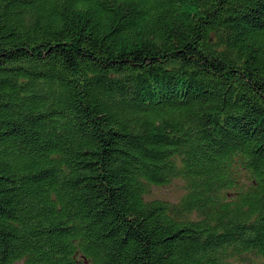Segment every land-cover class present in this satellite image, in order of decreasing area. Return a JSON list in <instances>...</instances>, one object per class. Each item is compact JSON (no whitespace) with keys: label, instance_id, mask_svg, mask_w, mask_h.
<instances>
[{"label":"trees","instance_id":"obj_1","mask_svg":"<svg viewBox=\"0 0 264 264\" xmlns=\"http://www.w3.org/2000/svg\"><path fill=\"white\" fill-rule=\"evenodd\" d=\"M0 264H264V0H0Z\"/></svg>","mask_w":264,"mask_h":264},{"label":"rangeland","instance_id":"obj_2","mask_svg":"<svg viewBox=\"0 0 264 264\" xmlns=\"http://www.w3.org/2000/svg\"><path fill=\"white\" fill-rule=\"evenodd\" d=\"M185 194V183L178 179L170 185L153 188L149 198L164 199L176 203L179 202Z\"/></svg>","mask_w":264,"mask_h":264}]
</instances>
